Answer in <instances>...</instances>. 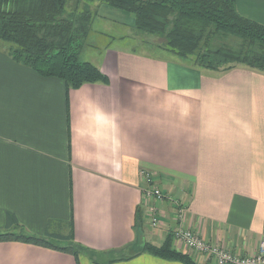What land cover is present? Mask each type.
Listing matches in <instances>:
<instances>
[{"label":"crops","instance_id":"1","mask_svg":"<svg viewBox=\"0 0 264 264\" xmlns=\"http://www.w3.org/2000/svg\"><path fill=\"white\" fill-rule=\"evenodd\" d=\"M235 2L241 16L264 25V0ZM93 8L92 28L109 21L135 29L130 14ZM106 46L85 62L109 83L67 93L63 81L16 64L0 44V231L10 213L30 235L72 232L100 255L98 263L82 255L80 264H181L142 252L181 226L178 201L188 209L182 226L235 254H256L264 238V73L212 72L163 50L152 56ZM142 171L170 197L148 203L162 211L159 228L149 224ZM0 264L77 262L11 242L0 243Z\"/></svg>","mask_w":264,"mask_h":264},{"label":"trees","instance_id":"2","mask_svg":"<svg viewBox=\"0 0 264 264\" xmlns=\"http://www.w3.org/2000/svg\"><path fill=\"white\" fill-rule=\"evenodd\" d=\"M82 1L130 14L137 31L157 36L160 50L188 66L219 73L242 66L264 73V25L241 16L235 0H77L71 13L66 11L68 0H0V42L9 44L12 61L42 78L63 81L67 93L86 84L107 85L109 79L97 66L80 59L96 16L89 8L79 10ZM137 222L144 223L141 209ZM53 240L63 245H55ZM11 242L70 254L77 264L82 255L97 263L96 257H100L77 243L72 232L63 236L47 230L44 237L30 235L9 213L0 243ZM142 252L167 261L198 264L175 248L174 232L160 246L145 244Z\"/></svg>","mask_w":264,"mask_h":264},{"label":"built area","instance_id":"3","mask_svg":"<svg viewBox=\"0 0 264 264\" xmlns=\"http://www.w3.org/2000/svg\"><path fill=\"white\" fill-rule=\"evenodd\" d=\"M141 175L146 184L144 199L148 205L149 224L153 228H159L162 225V211L158 206L148 203L154 200L162 204L170 197L161 190L153 173L142 171ZM173 203L175 204V222L182 226L187 223L188 209L178 201H173ZM181 226L174 231L176 245L186 248L197 257V260L205 264L209 262L211 264H264V238L259 243L256 254L242 256L201 238L188 225L187 227Z\"/></svg>","mask_w":264,"mask_h":264},{"label":"rangeland","instance_id":"4","mask_svg":"<svg viewBox=\"0 0 264 264\" xmlns=\"http://www.w3.org/2000/svg\"><path fill=\"white\" fill-rule=\"evenodd\" d=\"M96 3H86L84 1L78 6L80 11L84 9L94 10L93 6L96 7ZM92 5V6H91ZM77 6V0H68V4L66 7L67 13L73 12L75 7ZM87 6V7H86ZM128 35L125 41L122 43L119 40H113L114 35ZM160 39L157 36L150 35L148 33H142L137 31L136 29H125L114 25L113 22L101 23L97 24L92 28V32L86 42V46L81 54V60L89 61L92 59L95 53H100L104 50L106 45H113L123 47L129 51L137 52V53H145L152 56L163 55L162 50H160L157 43ZM3 46H9V44L0 42ZM5 232V231H0ZM55 245L62 246L63 242L58 240H53Z\"/></svg>","mask_w":264,"mask_h":264}]
</instances>
